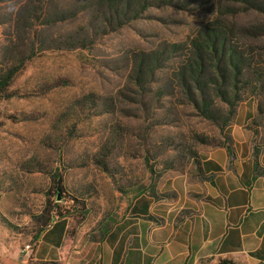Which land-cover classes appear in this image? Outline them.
<instances>
[{
  "label": "rangeland",
  "instance_id": "obj_1",
  "mask_svg": "<svg viewBox=\"0 0 264 264\" xmlns=\"http://www.w3.org/2000/svg\"><path fill=\"white\" fill-rule=\"evenodd\" d=\"M99 1L0 0V79L19 67L0 98V256L34 248L49 203L67 216V245L94 246L140 192L192 180L197 158L235 129L264 147V90L222 128L175 76L191 40L218 22L264 77V14L235 13L248 8L237 0H145L137 19H119Z\"/></svg>",
  "mask_w": 264,
  "mask_h": 264
},
{
  "label": "crops",
  "instance_id": "obj_2",
  "mask_svg": "<svg viewBox=\"0 0 264 264\" xmlns=\"http://www.w3.org/2000/svg\"><path fill=\"white\" fill-rule=\"evenodd\" d=\"M235 132L232 157L225 148L202 155L206 179L181 175L139 195L94 246L67 245V218L58 219L32 252L0 264H264V175L251 136ZM257 161L264 170V147Z\"/></svg>",
  "mask_w": 264,
  "mask_h": 264
},
{
  "label": "trees",
  "instance_id": "obj_3",
  "mask_svg": "<svg viewBox=\"0 0 264 264\" xmlns=\"http://www.w3.org/2000/svg\"><path fill=\"white\" fill-rule=\"evenodd\" d=\"M173 0H166L164 3L171 4ZM241 4H246L248 8L237 9V12L258 11L264 14V5H260L255 0H237ZM163 3V2H162ZM150 4L144 0V3H138L136 0H100L98 6L108 11L109 15L121 19L123 16L137 19L140 13ZM141 6V11L136 7ZM123 21V20H122ZM264 33V28L258 29ZM234 36L221 23H214L210 26H204L198 35L191 40L188 48V55L185 62L177 69L176 77L183 90L181 94L186 97V101L192 104L200 115L210 121L220 123L222 128L231 125L236 114V108L244 100L246 93L249 97L259 96L264 90L263 74L252 70L251 62L247 58L245 51L239 44L234 43ZM155 67L159 64L158 57H151ZM144 62L139 63V71H142ZM249 70V72H246ZM19 67L10 70L2 79H0V98L6 94ZM244 89V90H243ZM246 91V92H245ZM217 101L225 104L228 112L223 114L215 109ZM227 141L221 147L225 148L230 157L234 155L232 138L228 135ZM262 146L254 147L256 159V175H264L258 165V156ZM197 174L201 180L206 179L201 169V162L197 158ZM61 185V182H57ZM59 193V189L57 190ZM145 192H140L142 195ZM59 206L50 204L40 217V229L34 236L33 241L37 242L44 231H46L55 220L65 219L67 216L59 215ZM110 230L104 231L101 242ZM32 264V262H30ZM33 264H56L47 262H37Z\"/></svg>",
  "mask_w": 264,
  "mask_h": 264
},
{
  "label": "built area",
  "instance_id": "obj_4",
  "mask_svg": "<svg viewBox=\"0 0 264 264\" xmlns=\"http://www.w3.org/2000/svg\"><path fill=\"white\" fill-rule=\"evenodd\" d=\"M26 253L30 252L31 251V247L30 246H26L25 249Z\"/></svg>",
  "mask_w": 264,
  "mask_h": 264
}]
</instances>
